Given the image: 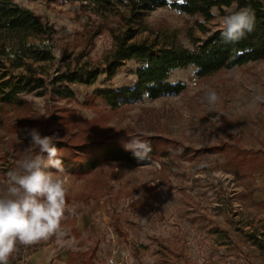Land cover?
<instances>
[{
  "label": "rangeland",
  "instance_id": "1",
  "mask_svg": "<svg viewBox=\"0 0 264 264\" xmlns=\"http://www.w3.org/2000/svg\"><path fill=\"white\" fill-rule=\"evenodd\" d=\"M14 1L32 10L55 30L51 39H28L29 44L50 46L51 50L49 61L26 59L36 77L42 78L47 85L60 73H75L82 79L88 78V71L101 73L92 84L73 83L70 89L75 99L58 98L48 90L44 95L21 93L23 104L20 106L0 105V191L6 189L9 171L16 167V162L29 147L30 137L26 133L33 128L41 136L53 137L55 142H115L124 149L130 138L138 137L143 141L145 137H164L173 141L169 145L170 152L153 160L107 161L83 174L75 166L63 165L62 172L51 167L46 169L67 188L63 220L69 217L70 224H76L86 204L111 194L114 201H110L109 209L95 216L103 231V242L110 243L114 239L111 235L117 233L116 224L127 233L126 223L131 222L126 218L134 214L132 208L124 213L117 212L112 205L117 199L134 201L138 198L142 204L154 199L158 205L166 194L178 191L184 183L194 191L204 192V196L209 193L207 197L212 188L215 189V202L225 205L221 210L225 216L234 219L246 215L252 221L259 219L264 213V204L241 202L244 195L237 187L240 178L253 185L255 178L264 177V59L201 78L195 74L194 67L175 70L170 80L186 85L177 95L145 97L115 109L100 99H88L95 90L130 87L136 81L134 62L125 63L110 80L103 72L109 67L113 35L132 30L131 42L148 43L173 36L182 45L194 48L201 44L199 40L219 28L222 17L205 23L208 33H204L196 24L203 19L170 6L157 7L149 11L141 23L128 25L118 16H99L71 0ZM224 11L227 15L236 11V6L224 8ZM213 12L218 14L216 8ZM6 46L8 50L11 48L10 44ZM5 63L10 71L9 80L27 71L25 67L14 69L9 62ZM209 89L215 90L219 97L215 105L204 100ZM86 100L90 104L87 105ZM216 145L222 146L221 152L196 153ZM242 172L240 177L238 173ZM160 191L161 194L165 192L164 196ZM120 220L124 221L123 225ZM64 226L62 223L61 227ZM234 241L242 244L245 239L240 235ZM19 255L17 264H26V254Z\"/></svg>",
  "mask_w": 264,
  "mask_h": 264
},
{
  "label": "trees",
  "instance_id": "2",
  "mask_svg": "<svg viewBox=\"0 0 264 264\" xmlns=\"http://www.w3.org/2000/svg\"><path fill=\"white\" fill-rule=\"evenodd\" d=\"M78 2L84 10L99 16H118L128 25L141 23L149 11L163 6H170L186 14L197 16V26L208 33L205 23L223 17L224 8L236 6V10L248 8L255 15V27L251 33L235 43H226L220 29L209 32L198 47L188 48L179 43L175 37H163L153 42H131L132 30L121 35H113L114 48L108 59L109 67L103 70L107 79H111L127 62H134L136 81L130 87L118 89L104 88L95 90L88 99H100L106 106L115 109L122 105L133 104L147 97L156 99L165 95H177L186 89L182 81L173 82L171 74L175 70L195 66L198 77L213 75L221 70L240 66L249 62L264 59V3L261 0H71ZM218 10V14L213 9ZM54 28L42 21L35 13L14 0H0V105L20 106L23 100L21 93L44 95L48 90L58 98L75 99V93L70 89L73 83L92 84L101 71H88V78L79 75L60 73L52 77L48 84L42 78L35 76L31 65L26 59L34 62L52 59L50 46H35L29 44V38L43 41L51 39ZM197 42V41H196ZM195 42V43H196ZM10 44V49H7ZM5 61L11 67H25L26 73L18 75L17 79L9 80L10 71ZM147 65V66H146ZM89 101V102H90ZM86 100V104H90ZM143 139V138H142ZM151 146V151L143 160L134 156L115 142L80 140L77 142H55L63 165L75 166L80 174L96 169L102 162L139 163L153 160L157 156H166L170 152L173 141L164 137H145ZM159 148H161L159 150ZM222 146H209L196 151L201 153L221 152ZM250 154V153H248ZM264 204V202L260 203ZM115 230L126 240L127 234L116 224ZM246 241L257 246L264 259V231L243 235Z\"/></svg>",
  "mask_w": 264,
  "mask_h": 264
},
{
  "label": "crops",
  "instance_id": "3",
  "mask_svg": "<svg viewBox=\"0 0 264 264\" xmlns=\"http://www.w3.org/2000/svg\"><path fill=\"white\" fill-rule=\"evenodd\" d=\"M242 174L238 173L240 177ZM241 180L237 187L244 195L241 202H264V177L255 178L253 185ZM203 193L184 183L178 191L166 194L158 205L154 199H148L146 204L138 198L117 199L112 204L117 212L132 208L134 214L126 218L131 222L126 223V241L114 233L110 243L103 242V231L95 216L106 213L114 196L98 197L85 205L76 224L71 225L69 217L62 221L65 238L53 236L29 246L26 264H100L98 260L109 264L110 259L121 264H264L257 246L246 240L242 244L234 241L246 233H262L264 213L255 221L246 215L233 219L221 212L225 205L215 202V189L210 197ZM120 224L124 221L120 220ZM19 254L17 246L9 264H17Z\"/></svg>",
  "mask_w": 264,
  "mask_h": 264
},
{
  "label": "clouds",
  "instance_id": "4",
  "mask_svg": "<svg viewBox=\"0 0 264 264\" xmlns=\"http://www.w3.org/2000/svg\"><path fill=\"white\" fill-rule=\"evenodd\" d=\"M254 27L255 15L248 8L230 12L219 21L226 43L238 42ZM204 100L215 105L219 97L215 90L209 89ZM26 135L30 137L29 147L9 171L6 189L0 191V264H9L18 245L31 246L64 235L61 224L66 212L67 188L61 179L46 170L51 167L57 172L64 171L54 138L41 136L34 128ZM124 147L141 160L151 151L150 144L138 137L130 138Z\"/></svg>",
  "mask_w": 264,
  "mask_h": 264
},
{
  "label": "built area",
  "instance_id": "5",
  "mask_svg": "<svg viewBox=\"0 0 264 264\" xmlns=\"http://www.w3.org/2000/svg\"><path fill=\"white\" fill-rule=\"evenodd\" d=\"M20 254L25 255L26 252L29 250V246L20 245ZM109 264H121V262H115L113 259L109 260Z\"/></svg>",
  "mask_w": 264,
  "mask_h": 264
}]
</instances>
